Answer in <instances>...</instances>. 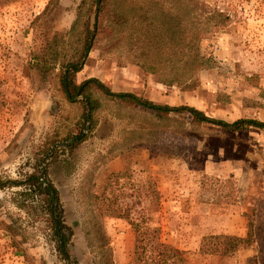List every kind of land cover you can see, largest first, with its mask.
<instances>
[{
    "label": "rangeland",
    "instance_id": "1",
    "mask_svg": "<svg viewBox=\"0 0 264 264\" xmlns=\"http://www.w3.org/2000/svg\"><path fill=\"white\" fill-rule=\"evenodd\" d=\"M2 1L0 264H66L56 250L47 195L24 185L29 175L57 192L71 264H161L156 242L180 252L166 264H264V130L229 132L183 113L159 120L102 97L89 129L82 105L60 91L58 65L43 71L38 63L48 59L53 35L63 42L59 60L78 47L82 23L92 24L93 0H59L46 13L48 0ZM190 1L113 0L117 16L101 22L75 82L89 76L157 105L264 123V0H195L225 15L198 36L199 54L213 64L187 73L183 83H160L174 78L175 37L182 32L184 47L190 45L196 23ZM142 11L154 23L170 16L171 37L158 24L142 36L136 22ZM108 25L110 32L101 30ZM144 45L155 49L149 59L160 74L136 65ZM79 133L85 139L71 143ZM248 225L251 243L225 256L198 253L202 237H245Z\"/></svg>",
    "mask_w": 264,
    "mask_h": 264
},
{
    "label": "trees",
    "instance_id": "2",
    "mask_svg": "<svg viewBox=\"0 0 264 264\" xmlns=\"http://www.w3.org/2000/svg\"><path fill=\"white\" fill-rule=\"evenodd\" d=\"M17 0H3V3L13 2ZM59 0H48L43 11L46 13L49 9H51L52 5H56ZM84 2H81L77 7L75 19L73 20L70 28L69 35H72L78 26V21L81 16L82 6ZM93 12H92V24H88V21L82 23L81 30L77 33V43L78 47L73 49L71 55L58 59V47L60 43H63L60 37L53 35L51 40L47 43L46 49L48 50L49 57L47 60H43L38 63V66L43 69V71H49L54 69L55 65H58L59 76L58 83L60 91L64 97V99L68 103L79 102L83 108V118L84 121L86 119L89 122V129L93 128L96 125V121L92 119L94 112L98 111L101 108V103L99 98L102 97L105 100L116 102L117 104H123L132 109H136L139 111L147 112L151 114L153 117L159 120H167L169 115H177V114H185L190 118L191 121L197 123H203L207 125H212L218 127L222 130L229 132H237L242 131L247 128H256L264 130V123L260 121H256L253 119H237L232 122H225L222 120L213 119L204 115L201 111L188 106H178V107H169L167 105H157L152 103L151 101L137 97L131 93L125 92H112L109 88L103 85L95 78H88L80 83L75 82V75L78 73L82 66L85 58L87 57L88 52L93 47V39L94 34L100 31L101 22L103 19H107L110 21V14L114 17L117 16V13L114 12L115 7L113 0H93ZM189 6L191 7L190 13L195 16L196 23L193 24V29H190V42L188 44L189 47H184V42L182 39V32L179 33L175 37V44L178 46V58L177 62L173 65L174 78L173 79H163L160 81L161 84L164 85H172L174 83H183L184 76L194 71L195 69H204L210 68L212 66V58L201 56L197 50L198 36L202 33L208 32L209 29L217 26L218 21L216 19L221 16L225 18V15L218 11H206L208 8L205 4L190 1ZM156 20V19H155ZM171 17L168 16L167 21L164 20V17L158 18L156 23L151 18H146L144 11L141 12V15H137L136 22L138 25V30L141 32L142 36L149 35L150 30L149 27L156 26L155 24L161 25L164 27L162 29L163 35L171 37V27H170ZM107 22V23H108ZM120 22L117 23V25ZM111 26L108 25L104 30L106 32H110ZM157 31L158 28H157ZM160 32V31H159ZM155 39V42L160 44L159 35L155 33L152 36ZM170 39V38H169ZM195 42L192 45V42ZM156 52L151 45H144L141 48L140 53L137 57H142V62L137 63L136 65L139 68L149 74H160L162 68H158V65L152 63V60L149 58L151 54ZM156 54V53H154ZM77 98L80 100L78 101ZM85 139V135L79 133L77 136L70 137L69 141L79 143ZM26 183L28 187H33L37 189L40 193L43 192L47 195V209L49 212L51 224H52V232L54 236V241L56 243V250L66 264H71L69 261L68 252L66 249L67 246V235L65 234L66 227L60 219L59 215V203L56 190L45 180L40 181V177L35 175H29L26 178ZM23 185V183L21 184ZM2 187V185H0ZM25 194V190L17 195ZM247 233L245 237H235L231 235H209L204 236L200 239L198 253L201 255H217V256H225L234 252L241 245H247L251 243V234H250V226L248 225ZM138 243L134 245L133 255H135V261L139 262L140 255L142 252L141 242L139 239ZM153 249H156L157 252V263L166 264V262L172 259L175 255L180 254L177 250L169 247L168 245H164L162 243H154Z\"/></svg>",
    "mask_w": 264,
    "mask_h": 264
},
{
    "label": "crops",
    "instance_id": "3",
    "mask_svg": "<svg viewBox=\"0 0 264 264\" xmlns=\"http://www.w3.org/2000/svg\"><path fill=\"white\" fill-rule=\"evenodd\" d=\"M86 78H91V77H89V76H85V77H83V79H81V81L84 80V79H86Z\"/></svg>",
    "mask_w": 264,
    "mask_h": 264
}]
</instances>
